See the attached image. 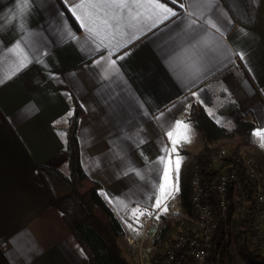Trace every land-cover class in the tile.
<instances>
[{
	"label": "crops",
	"instance_id": "0c3cea01",
	"mask_svg": "<svg viewBox=\"0 0 264 264\" xmlns=\"http://www.w3.org/2000/svg\"><path fill=\"white\" fill-rule=\"evenodd\" d=\"M79 2L31 0L21 29L19 18L2 23L16 12V0H0V264H87L61 214L50 206L39 170L47 165L67 171L62 130L74 101L83 109L76 133L82 168L100 183L124 232L132 229L133 235L123 236L126 242L127 237H147L142 225L134 228L139 218L133 209L160 210L153 205L165 168L159 157L165 156V146L171 148L166 133L176 121L192 130L186 118L193 103L201 104L218 125L233 126L245 115L255 122L254 130L264 128V0L253 27L233 24L219 0L206 16L220 32L196 16L191 17L198 20L193 27L203 25L207 31L186 28L191 0H161L178 15L155 27V17L146 19L145 9L132 7L130 13L93 0L100 6L87 8L90 19L85 9L77 14L108 37L106 44L111 40L107 48H98L100 38L69 10ZM136 12L144 15L132 20ZM204 39L208 46L198 45ZM16 42L19 54L9 51ZM110 51L119 72L106 76L102 57ZM22 57L27 66L20 69ZM220 71L223 75L213 79ZM228 104L235 108L220 113ZM190 134L192 142L181 143L171 154L174 184L177 154L182 158L178 186L191 162L188 156L204 145L201 136ZM143 259L144 264H160L153 255Z\"/></svg>",
	"mask_w": 264,
	"mask_h": 264
},
{
	"label": "trees",
	"instance_id": "16d2710c",
	"mask_svg": "<svg viewBox=\"0 0 264 264\" xmlns=\"http://www.w3.org/2000/svg\"><path fill=\"white\" fill-rule=\"evenodd\" d=\"M221 1L227 7L233 24L238 23L245 27L255 25L260 0ZM222 75L220 71L212 78L218 79ZM233 108H235L234 104L225 105L220 109V113L229 112ZM69 112L72 115L67 114L66 125L62 130L64 139L62 153L66 157L67 171L47 165L39 166L50 192L49 204L61 214L83 249L87 264H134L119 242L125 234L121 221L103 198L100 183L85 173L80 162L76 133L83 109L77 101H74ZM186 119L200 133L204 145L197 154L193 155L191 162L187 165L178 186L179 191L176 192L186 217L174 221L173 217L160 216L162 230L154 239L157 250L153 253V257H159L164 240L168 234L177 229V226L185 228L191 224L194 209L191 201L190 180L194 173L201 174L207 179L211 157L223 147L238 151L239 140L250 134L256 127L255 122L247 119L245 115H241L231 128L218 125L198 103L191 105ZM234 139L238 143L229 145L227 140ZM247 156L251 157L249 154ZM260 165L256 163L258 170L264 174ZM234 240L239 253L243 254L250 263L264 264V250H252L243 232L237 228V224Z\"/></svg>",
	"mask_w": 264,
	"mask_h": 264
},
{
	"label": "built area",
	"instance_id": "2783aa9c",
	"mask_svg": "<svg viewBox=\"0 0 264 264\" xmlns=\"http://www.w3.org/2000/svg\"><path fill=\"white\" fill-rule=\"evenodd\" d=\"M207 171V179L198 173L192 176L194 217L189 226L168 234L160 252V264H237L238 249L232 247L236 246V224L252 250H264L263 172L245 152L229 147L211 157ZM144 212L140 216L144 232L152 228L156 238L162 230L160 215L158 211ZM126 240L137 249L134 262L144 264L139 244L133 237Z\"/></svg>",
	"mask_w": 264,
	"mask_h": 264
},
{
	"label": "snow or ice",
	"instance_id": "6c2138e0",
	"mask_svg": "<svg viewBox=\"0 0 264 264\" xmlns=\"http://www.w3.org/2000/svg\"><path fill=\"white\" fill-rule=\"evenodd\" d=\"M104 4L119 8L121 10L123 9H129V12L131 13L132 7L138 8V9H145L148 13L146 16V19L153 20V17L155 19L153 20V23L151 27H155L158 24L163 23L166 20H169L171 17H176L178 13L174 10V8L169 7L166 3L161 2V0H103ZM172 4H176L177 0H171ZM219 3V0H191V2L188 4L189 11L187 12V15L185 17L186 21V28L195 32V31H207L203 27V25L200 26L199 29L194 28V25H197L198 20L197 19H191L192 16H196L198 19L203 21V24H206L208 27L215 29L217 32L221 31V28L218 26L217 22L212 19L208 18L206 16V12L210 11L214 6H216ZM100 5L98 3H94L93 0H80L79 3L73 5L70 7V11L73 13V15L76 17L78 21L81 22V26L85 27L89 33H91L93 36L100 38V43L97 45L99 48L101 45L104 47H109V44L111 43V40H109L108 44L105 43V39H108V37H101L100 31H98L96 28L89 27L88 24L84 22V19L77 14L78 9H85V16L89 19L92 16V13L87 11V8H97ZM180 8H185V4L180 3ZM31 8V0H16V12L13 13L12 17L8 19L7 21H3L2 23H8L11 24L12 20H15L17 18L20 19V25L19 27L23 29L25 19L30 11ZM141 15H144V13L136 12L134 15H132V20H138ZM103 23L107 26L108 21L105 20ZM223 34V33H222ZM138 38V37H133ZM127 41L122 44L118 45L117 47H123L126 46ZM209 41L207 39L201 40L198 42V45L202 46H208ZM9 51L17 52L19 54L20 51V43L16 42L15 46L13 48H10ZM129 53H125L124 55L127 56ZM112 55V52H109L108 57H102L105 61H107V66L105 68V75L107 76L108 72L118 73L119 68L117 67V61L110 59ZM118 59H123V57H118ZM241 59H244L243 55H241ZM27 57H22L19 61V68L22 69L27 66ZM97 64H100V61L96 62ZM195 95V94H194ZM69 116L72 115L71 112L68 113ZM191 127L188 123L184 121H176L175 125L167 131L166 135L169 138V141L171 143V148H168L167 146L164 147L163 151L165 152V156L159 157V160L161 163H165L164 168V175H163V183H160L157 186L156 193H155V203L153 205L154 208L161 209L163 212L168 211L167 201L170 198H174L173 193L179 191L178 182H179V171H180V164H181V157L177 154L176 160H175V173H176V183L174 184L172 182V168H171V154L172 153H178V145L181 143H191ZM252 135L259 140V146L261 148H264V128L254 130ZM163 205V207H161ZM133 216L137 219L139 216L145 215L144 211H141L139 208L133 209ZM148 215H151V213H147ZM159 218V217H157ZM131 227V225H130Z\"/></svg>",
	"mask_w": 264,
	"mask_h": 264
},
{
	"label": "rangeland",
	"instance_id": "374dc122",
	"mask_svg": "<svg viewBox=\"0 0 264 264\" xmlns=\"http://www.w3.org/2000/svg\"><path fill=\"white\" fill-rule=\"evenodd\" d=\"M227 124H230V123H227ZM229 126H228V128L232 127V125H229ZM191 131L194 134L198 135V137L201 136L200 133L197 132L196 129H194V127H192ZM227 142L230 143L229 145L234 144V143H238V141H236L235 139L234 140H227ZM238 147H239L240 150H242L246 154H249L250 156H252L254 161H256L255 163L261 164L260 166L264 170V148H261L259 146L258 138L253 137V135L252 136H248V137H244L243 139H241L239 141ZM196 148L197 147H193V149H196ZM193 153H195V152H193ZM192 157H193V154L188 156L187 159L191 161ZM259 161H260V163H259ZM65 169H68V168H65ZM167 206H168V211L167 212H163V211H161V209L160 210H153V211H158V215H160V216L161 215H165L166 217H169V218L173 217L174 221H178L179 219L186 217L183 214V210H182V208L180 206V200H179V197L177 195H174V198L171 199V201L167 204ZM159 222H160V227H161L162 223H161V221H159ZM139 224L141 225L140 217L138 219V222H136L135 225H134V228L136 227V230L139 229ZM140 228H141V226H140ZM180 229H181V226L179 225V226H177V229L174 232H176V231H178ZM128 231L126 233L125 232L124 233L125 234H129L130 236L134 234V233L132 234V229L128 230ZM155 232H156V230H153L151 228V229H149V231L146 232L147 233V237L145 235V239L142 238L143 239L142 241L141 240H139V241L136 240L135 241L140 246V248H138V249L140 251V255L142 256V259H143V256H147L148 260L151 259V256L153 255V253L157 250L156 246H154V241L152 240V239L155 238L154 237L155 235L153 236V234ZM124 238L125 237L120 238V244L122 245L123 249L127 252L128 258L134 264H137L136 262H134V259H135L134 254H135V256L137 255V249L135 247H133V246L131 248L130 245L128 244V242H126L124 240ZM236 246L233 244L232 247L233 248L235 247L236 249H238V247H236ZM161 250H162V247L160 249V252H161ZM160 252H159V258H160ZM235 258H236L237 264H252V263H250L248 261V259L243 254H240L238 252V250H236V257Z\"/></svg>",
	"mask_w": 264,
	"mask_h": 264
}]
</instances>
